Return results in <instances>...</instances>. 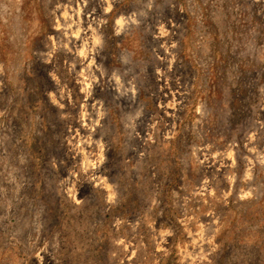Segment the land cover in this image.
I'll list each match as a JSON object with an SVG mask.
<instances>
[{"label": "rangeland", "instance_id": "1", "mask_svg": "<svg viewBox=\"0 0 264 264\" xmlns=\"http://www.w3.org/2000/svg\"><path fill=\"white\" fill-rule=\"evenodd\" d=\"M0 264H264V0H0Z\"/></svg>", "mask_w": 264, "mask_h": 264}]
</instances>
